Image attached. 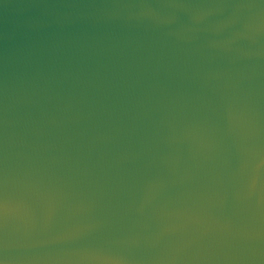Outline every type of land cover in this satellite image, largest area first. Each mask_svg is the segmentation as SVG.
I'll list each match as a JSON object with an SVG mask.
<instances>
[{
	"label": "water",
	"instance_id": "water-1",
	"mask_svg": "<svg viewBox=\"0 0 264 264\" xmlns=\"http://www.w3.org/2000/svg\"><path fill=\"white\" fill-rule=\"evenodd\" d=\"M4 264H264V0H0Z\"/></svg>",
	"mask_w": 264,
	"mask_h": 264
},
{
	"label": "snow or ice",
	"instance_id": "snow-or-ice-1",
	"mask_svg": "<svg viewBox=\"0 0 264 264\" xmlns=\"http://www.w3.org/2000/svg\"><path fill=\"white\" fill-rule=\"evenodd\" d=\"M0 264H4V261L2 259H0Z\"/></svg>",
	"mask_w": 264,
	"mask_h": 264
}]
</instances>
